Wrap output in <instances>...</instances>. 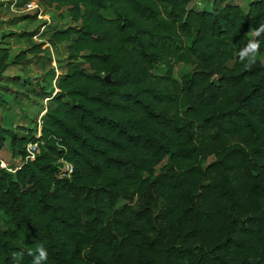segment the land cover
<instances>
[{
  "label": "trees",
  "instance_id": "trees-1",
  "mask_svg": "<svg viewBox=\"0 0 264 264\" xmlns=\"http://www.w3.org/2000/svg\"><path fill=\"white\" fill-rule=\"evenodd\" d=\"M36 1L68 18L46 42L66 57L35 84L5 76L46 49L11 57L0 36V151L22 160L0 169V264L41 247L43 264H264V0ZM25 99L31 127L7 114Z\"/></svg>",
  "mask_w": 264,
  "mask_h": 264
},
{
  "label": "rangeland",
  "instance_id": "rangeland-1",
  "mask_svg": "<svg viewBox=\"0 0 264 264\" xmlns=\"http://www.w3.org/2000/svg\"><path fill=\"white\" fill-rule=\"evenodd\" d=\"M251 0H221L216 3L213 1L207 2L204 0H192L190 4V8L196 11L206 10L211 11L213 6H223L224 4L230 3L239 5L242 9L246 10L248 3ZM12 0L8 2L5 0H0V36L5 33H13L9 39H6V47L10 50L11 57L16 54L27 50L31 45L44 43L42 49H46L44 53L38 56H30L28 55L25 58V61L21 62L18 65H11L9 69L6 71L5 76L15 77L20 80L26 79L35 84L36 81H39L41 77L48 73L53 68L56 71L57 62L65 60V51L64 48L57 47L56 49H51L48 47L47 39L49 36V29L52 28H63L69 24L68 18L65 16L63 11H55L51 8H45L43 10L44 16L42 15V19H37L35 16V20L33 15H28L24 11L20 10L18 6L19 1L16 0V7H11ZM41 23H46L49 25L46 29H40L38 34L29 35L34 32ZM256 58H261L259 55ZM194 69L191 65H183L177 64L174 67V78L180 80L183 76L187 74L193 73ZM164 72V68L159 66L154 70L155 74H162ZM58 74V73H57ZM49 77V76H48ZM54 81L52 82V84ZM13 89V91L21 92V89H18L17 86H9ZM33 90L37 88L33 85ZM23 93V92H21ZM7 100V98H6ZM46 101V100H45ZM43 101V105L46 103ZM22 104L20 106H16L13 102L10 101V107L7 108L10 116L12 115L15 118V123L20 122L21 119L27 118V120L21 121L20 123L24 126L31 127L33 121L39 120V118L43 115L39 113L40 107L39 104L31 105L27 99L21 100ZM2 109H0V117L2 116ZM31 119V120H30ZM32 121V122H30ZM8 144L5 145V148L0 151V159L6 165V168L14 171L21 166L20 157L12 156L10 150L8 148ZM212 161V158L208 159V163ZM163 172L162 167L156 168L154 171V175H158ZM147 176V175H146ZM132 206L134 209H138L142 206V203L133 201ZM163 209V202H159L157 208L154 210L155 214ZM7 223L4 216L0 213V228L6 229Z\"/></svg>",
  "mask_w": 264,
  "mask_h": 264
},
{
  "label": "built area",
  "instance_id": "built-area-1",
  "mask_svg": "<svg viewBox=\"0 0 264 264\" xmlns=\"http://www.w3.org/2000/svg\"><path fill=\"white\" fill-rule=\"evenodd\" d=\"M11 7L12 8L16 7V0H12ZM20 10L24 11L28 15L35 16L37 19H42L43 18L42 15L44 16V13H43L44 6L41 5L36 0L28 1L22 7H20ZM25 152H26L25 160H34L35 156L39 152V147L35 143H30L26 146ZM20 161L22 163L21 159H20ZM59 164L61 165L60 171H59V177L68 179L70 177V175L72 174V170H73L72 166L63 160H60ZM0 169H5V170L10 171V172H15V170H16L15 169L14 171H12L11 169L6 168V165L4 164L3 161H1V159H0Z\"/></svg>",
  "mask_w": 264,
  "mask_h": 264
},
{
  "label": "clouds",
  "instance_id": "clouds-1",
  "mask_svg": "<svg viewBox=\"0 0 264 264\" xmlns=\"http://www.w3.org/2000/svg\"><path fill=\"white\" fill-rule=\"evenodd\" d=\"M257 48V44L250 43L248 45V49L251 51H255ZM48 258V252L44 247H41L38 249V254L34 257L33 264H43L44 261H46Z\"/></svg>",
  "mask_w": 264,
  "mask_h": 264
},
{
  "label": "water",
  "instance_id": "water-1",
  "mask_svg": "<svg viewBox=\"0 0 264 264\" xmlns=\"http://www.w3.org/2000/svg\"><path fill=\"white\" fill-rule=\"evenodd\" d=\"M104 80H105V81H108V80H109V77H108V76H106V77L104 78Z\"/></svg>",
  "mask_w": 264,
  "mask_h": 264
},
{
  "label": "crops",
  "instance_id": "crops-1",
  "mask_svg": "<svg viewBox=\"0 0 264 264\" xmlns=\"http://www.w3.org/2000/svg\"><path fill=\"white\" fill-rule=\"evenodd\" d=\"M5 1H7V2H8L9 0H5Z\"/></svg>",
  "mask_w": 264,
  "mask_h": 264
}]
</instances>
